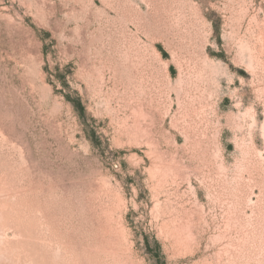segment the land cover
<instances>
[{
  "label": "rangeland",
  "instance_id": "374dc122",
  "mask_svg": "<svg viewBox=\"0 0 264 264\" xmlns=\"http://www.w3.org/2000/svg\"><path fill=\"white\" fill-rule=\"evenodd\" d=\"M0 264H264V0H0Z\"/></svg>",
  "mask_w": 264,
  "mask_h": 264
}]
</instances>
